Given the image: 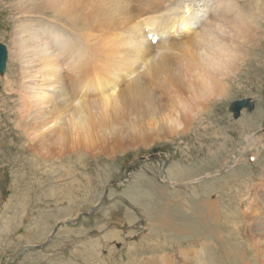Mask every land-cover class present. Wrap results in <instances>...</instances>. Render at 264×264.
I'll return each instance as SVG.
<instances>
[{
  "label": "rangeland",
  "instance_id": "374dc122",
  "mask_svg": "<svg viewBox=\"0 0 264 264\" xmlns=\"http://www.w3.org/2000/svg\"><path fill=\"white\" fill-rule=\"evenodd\" d=\"M252 1L246 0L247 17L252 22L257 19L259 32L264 33V0L255 1L257 9H249ZM0 11V44L7 56L4 74L12 78L14 63L9 59L8 40L11 14L1 7ZM261 35L249 50L250 67L242 70V78L229 81L232 98L228 102L213 100L217 104L225 101L223 121L211 126L197 123L180 137L159 133L157 124L156 128L145 125L144 121L150 120L142 118L138 114L141 108L133 106L132 112L103 117L88 144L59 140L57 135L43 149L39 146L41 151H30L27 147L31 143L18 128L22 125L17 119L19 105L6 92H0V264H20L23 260L22 264H41L40 258L43 264H99L102 258H117L116 264H166L163 257L171 264H204L208 259L203 250L211 247L217 256L219 246L223 264H263L264 255L250 249L239 222L243 194L255 185L250 216L257 217V227L264 225V184H258L264 183V176H259L264 160L247 171L248 178L229 175L241 164L253 166L264 152V34ZM163 76L175 88L186 89L179 71ZM145 85L146 91H140L138 97L148 95L154 101L166 92L160 80L151 79ZM146 101L134 98L136 104ZM238 101L248 103L233 113ZM243 120L250 121L256 129H239ZM144 134H153L150 143L142 141ZM244 135L256 139L249 149H244L248 137L243 140L244 148L234 149L232 154L247 151L242 162L239 159L234 163L230 158L221 165L223 162L217 159L222 152L220 146L229 138L238 141L237 146ZM204 141L206 147L211 143L219 147L206 158L200 154L205 145L199 146ZM171 167L187 175L175 186L168 184ZM209 201L213 212L202 219L196 204ZM46 225L52 227L44 235ZM37 236L41 237L36 240ZM39 251L41 257L25 259L27 253Z\"/></svg>",
  "mask_w": 264,
  "mask_h": 264
},
{
  "label": "bare ground",
  "instance_id": "6f19581e",
  "mask_svg": "<svg viewBox=\"0 0 264 264\" xmlns=\"http://www.w3.org/2000/svg\"><path fill=\"white\" fill-rule=\"evenodd\" d=\"M255 1L250 3L249 9H257ZM0 5L3 10L11 14L8 18L10 25L8 40L11 45L9 59L11 63H14L12 78H8L3 73V78L0 79V92H6L10 100L15 99L13 103L19 105L17 119L18 122H22V125L18 128L31 143L27 147L30 151L33 149L41 151L38 149L39 146L42 145L43 149L44 144L57 135H60L59 140H69L72 143L82 141L88 144L96 132V127H100L103 123V117L109 118L108 116L128 111L133 106L141 108L138 114L151 121H144L145 125L149 124L150 127L156 128L157 124L160 126L158 132L166 133L170 137L187 135L193 130V126L200 122H206L211 126V123L223 121L224 102L232 98L230 86L224 98L221 99L225 101L222 104L212 101L205 105L206 111L198 121L194 122L177 112L175 116L183 123V128L177 131L173 124V97L189 95L188 83L184 76L191 73L195 62L194 53L190 48L191 32L185 29L198 30L205 20L213 15L223 16L229 20L238 19L246 23L249 62L252 59L249 55L251 46L260 41L258 36L261 38V34H264L262 30V33L259 32L257 19L252 22L250 17H247L246 0H0ZM261 19L264 18L261 17ZM58 44L65 47L63 56L56 55L59 50ZM81 47L89 50L91 60L78 74L69 73L64 65ZM247 67L250 65L246 63L243 69ZM242 70L238 79L242 78ZM173 71H179L182 74L183 79L180 81H184L183 85L186 89L175 88V84L170 83L166 76H163V74L171 76ZM151 79L162 81L164 84L162 87L166 90L163 96H159L158 100L154 101H151L152 97L149 99L148 95L138 97L140 91H146L145 84ZM136 97L148 99V101L136 104L134 102ZM81 113H83L82 120L73 119L70 122V117L75 118ZM218 115H220L219 119L216 118ZM243 121L239 129H256L250 121ZM148 127L147 130H150ZM206 129L208 127L203 128L204 135ZM151 135L153 134L145 135L141 138L142 141L150 143ZM200 138L201 136L198 139ZM243 138L237 146L234 145L238 141L230 138L220 146L222 152L217 159L220 163L223 162L221 165L227 164L230 158L234 160V163L239 159L241 160L238 162H242L244 153L247 151L232 154L234 149L244 148L243 140L247 142L244 149H249L256 139L247 135ZM201 144L205 146L201 147L200 154L205 158L219 149L218 144L211 143L209 147H206L205 141L199 146ZM263 160L264 152L262 158L253 166L241 164V167L238 166L237 169L230 171L229 175L240 176V179L248 178L250 175L247 171L260 166ZM260 168L259 176H264V167L260 166ZM167 176L168 184L175 186L187 175L183 170L175 172L171 167L168 168ZM254 186L243 194L242 202L239 201L240 204L244 203L240 212L242 216V219H239L240 231L250 242V249L263 256L264 225L259 224L257 227V217L250 216ZM196 208L199 210L197 214H202V219L209 218L213 212L210 201L207 204L206 202L197 203ZM51 227L52 225L43 227L44 235L49 233ZM63 231L66 233L70 230ZM41 236L35 239L38 240ZM50 247L52 249L54 245ZM212 250L211 247L203 250L204 257L208 259L203 261L204 264H223L220 246L219 255L216 256ZM42 251L27 253L25 259L33 255L41 257ZM40 259L43 264L44 259ZM162 259L166 260V264H171L168 258ZM118 260L115 258V261H110L102 258L99 264H116ZM172 264H184V262L176 261Z\"/></svg>",
  "mask_w": 264,
  "mask_h": 264
},
{
  "label": "clouds",
  "instance_id": "9594fccd",
  "mask_svg": "<svg viewBox=\"0 0 264 264\" xmlns=\"http://www.w3.org/2000/svg\"><path fill=\"white\" fill-rule=\"evenodd\" d=\"M185 31L191 32L190 48L195 62L191 73L184 76L189 95L173 97L172 121L177 131L183 128V123L176 118L175 113L194 122L198 121L206 111L205 105L224 98L229 89V81L238 77L249 59L246 23L238 19L229 20L213 15L198 30ZM57 47L59 50L56 55L63 56L65 47L60 44ZM90 60L89 50L81 47L64 68L69 73L78 74L87 67ZM82 118L83 113L69 119L71 122Z\"/></svg>",
  "mask_w": 264,
  "mask_h": 264
},
{
  "label": "water",
  "instance_id": "95a60500",
  "mask_svg": "<svg viewBox=\"0 0 264 264\" xmlns=\"http://www.w3.org/2000/svg\"><path fill=\"white\" fill-rule=\"evenodd\" d=\"M5 62H6V50L0 44V75H3L5 71ZM247 101H238L235 105H233V113H237L239 109L245 107L247 105Z\"/></svg>",
  "mask_w": 264,
  "mask_h": 264
}]
</instances>
